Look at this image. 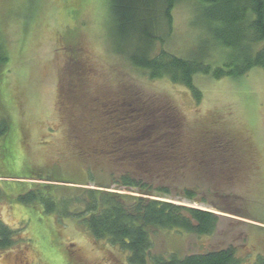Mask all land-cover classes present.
<instances>
[{"label":"rangeland","instance_id":"rangeland-1","mask_svg":"<svg viewBox=\"0 0 264 264\" xmlns=\"http://www.w3.org/2000/svg\"><path fill=\"white\" fill-rule=\"evenodd\" d=\"M197 3L183 0L176 6L174 33L165 50L186 57L199 44L204 31L194 25L199 20ZM130 44L129 36L126 42L119 37L110 0H0V119L11 123L10 132L0 138V218L22 240L0 250V264H130L127 252L95 240L80 220L20 201V195L50 181L3 177L40 169L70 187L97 184L133 193L117 190L114 182L120 173L113 164L87 157L83 140L75 138L83 131L81 125L73 131L72 118L83 113L82 101L112 95L141 102L172 99L185 114L188 129L229 133L232 155L243 164L244 173L233 181L175 175L171 197L164 200L211 210L219 222L205 236L152 230L154 254L184 257L231 246L244 264L264 256V69L219 80L196 75L203 93L197 103L185 86L168 78L152 80L132 66L118 53ZM212 57L214 65L220 64V52ZM60 90L70 95L67 113L58 111ZM166 177L160 181H171ZM91 179L96 184L86 186ZM186 187L196 191L195 201L181 196ZM76 189L70 190L71 196L83 194ZM81 208L76 204L73 210Z\"/></svg>","mask_w":264,"mask_h":264},{"label":"trees","instance_id":"trees-1","mask_svg":"<svg viewBox=\"0 0 264 264\" xmlns=\"http://www.w3.org/2000/svg\"><path fill=\"white\" fill-rule=\"evenodd\" d=\"M181 1L110 0L121 41L126 42L128 36L131 40L130 48L118 49V53L152 80L168 78L185 86L197 103L201 102L203 93L195 84L196 75L219 80L240 78L254 68L264 69V0H197L199 20L194 25L204 33L186 57L164 48L173 36L174 10ZM214 52L222 56L218 65L213 64ZM80 77L79 72L76 78ZM74 93L78 92L74 90ZM84 94L87 99L89 95ZM59 97L58 111L69 112L66 105L70 95L60 90ZM82 102L86 103L80 106L83 113L72 118L73 131L80 130L78 125L83 128L75 138L83 140L87 157L113 164L119 170L114 182L117 190L133 193L112 192L109 186L97 185L93 179L86 186L94 183L96 188L70 187L61 184L69 182L49 179L42 170L35 169L29 174L3 176L50 181L20 195V201L28 205L37 202L47 213L80 220L95 240H106L127 252L130 264H244L231 246L184 257L175 253L154 254L152 230L183 231L199 236L216 231L217 213L164 197H171L174 177L179 173L188 177L197 173L217 181L240 177L244 173L243 164L232 155L233 139L229 133L188 129L185 114L168 98L141 102V99L112 95L100 99L89 97ZM10 124L7 119H0V138L10 132ZM21 143L27 147L25 141ZM164 175L171 181H160ZM72 188L83 194L71 196ZM1 191L0 187V195ZM181 194L189 201L197 197L196 191L187 187ZM76 204L81 210H73ZM17 232L0 218V250L19 245L22 240L19 241ZM255 264H264V256Z\"/></svg>","mask_w":264,"mask_h":264}]
</instances>
